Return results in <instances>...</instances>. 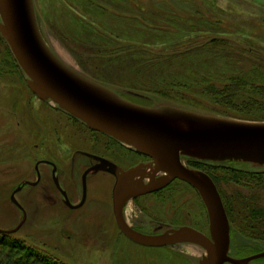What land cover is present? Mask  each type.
I'll use <instances>...</instances> for the list:
<instances>
[{"label": "rangeland", "instance_id": "obj_1", "mask_svg": "<svg viewBox=\"0 0 264 264\" xmlns=\"http://www.w3.org/2000/svg\"><path fill=\"white\" fill-rule=\"evenodd\" d=\"M35 4L45 39L68 65L126 96L133 91L131 88L114 85L134 84L164 90L174 98L134 91L139 92L134 95L141 96L135 100L139 103H172L211 113L235 114L231 112L233 109L204 94L209 81L221 87L232 78L244 76L264 84V0H35ZM11 52L0 32V228L3 229H12L20 223L23 212L11 196L24 181L37 179L38 159L48 156L59 160L60 180L64 187L67 184L75 201L82 195L85 160L79 159L82 161L79 164L77 161L71 179V149L64 143L65 136L59 135L80 131L81 126L57 104L40 99L30 89L27 75L14 62ZM160 58L167 60L144 66ZM127 63L135 76L126 79L123 75L131 76ZM88 69L98 72L94 74ZM259 99L264 101V95ZM245 100L240 96L239 106ZM92 132L75 134L82 139L81 145H72L73 148L87 146L98 150L100 147L95 144L103 145L106 138L91 136ZM235 166L264 169L246 162H237ZM40 170L41 182L27 185L16 194L27 211V219L12 233L14 237L68 264H199L205 253L199 245L143 246L120 232L113 211L114 178L102 173L91 175L87 201L75 209L63 203L51 167L42 164ZM220 186V190L234 198L238 192L246 196L251 192L234 181L220 180ZM256 194L264 204V190ZM128 213L131 223L142 224L147 230L153 228L147 224L150 215L210 234L205 203L191 184L179 178L160 191L139 196L130 203ZM253 264H264V258Z\"/></svg>", "mask_w": 264, "mask_h": 264}, {"label": "water", "instance_id": "obj_2", "mask_svg": "<svg viewBox=\"0 0 264 264\" xmlns=\"http://www.w3.org/2000/svg\"><path fill=\"white\" fill-rule=\"evenodd\" d=\"M0 16V32L27 75L30 89L40 99L54 102L90 128L108 134L152 159L148 172L142 165L124 169L108 161L92 166L83 176L86 197L90 172L106 169L116 175L113 210L118 226L126 236L148 246L197 244L205 250L199 264H250L254 259L264 258V250L241 258L231 255V223L218 186L209 173L188 166L183 158L264 166V121L172 103H138L63 61L43 35L35 0H0ZM159 173L162 175L156 178ZM147 175L148 182L144 181ZM176 178L190 183L199 192L209 216V235L190 225L161 233H146L126 220L124 207L129 199L164 188ZM55 180L60 186L57 176ZM37 182H24L14 190L11 199L23 210V217L16 227L0 228V232L12 234L24 225L27 211L16 194L25 184ZM72 206L79 207L80 204Z\"/></svg>", "mask_w": 264, "mask_h": 264}, {"label": "trees", "instance_id": "obj_3", "mask_svg": "<svg viewBox=\"0 0 264 264\" xmlns=\"http://www.w3.org/2000/svg\"><path fill=\"white\" fill-rule=\"evenodd\" d=\"M10 55L14 62L19 66L12 52ZM166 60V58H160L157 62H151L144 66L158 65ZM130 61L131 60L128 59V62ZM130 65L131 64L127 63V71L131 76L123 75L126 79L135 76V74L131 72L132 70H130ZM88 71H91L94 74L98 72L94 69H88ZM138 71L142 70L139 69ZM110 73L113 74L111 71ZM138 74L136 76H138ZM203 77L206 78L205 75H203ZM119 86L123 88H131L133 91H129L127 95L133 100L141 98L139 95H134V91L153 92L167 99H174L168 93H165L164 90L143 88L142 86H136L134 84L128 85L117 83L114 85V87L118 88ZM139 92L136 93L138 94ZM203 92L204 94H209V96L214 98L217 102L223 103L228 108L233 109L231 112L235 113H225L224 115L248 120L264 121V101L259 99V96L262 98V94L264 95V84L262 85L258 83L255 78L248 79L244 76L235 77L230 80V83L228 82L221 87H218L216 84L210 83L209 81ZM131 93L133 96H130ZM123 94L125 95L126 93ZM240 96H244L246 99L243 106H239L237 102V99ZM183 103L195 106L190 103ZM187 159L195 167L209 173L218 186L231 223V254L242 256L247 253L261 251L263 249L262 242L264 241V204L260 201L256 192L264 190V169L253 170L249 168H238L235 166L237 162L231 161L209 162L200 161L194 158ZM239 163L244 164V162ZM220 180H227V182L234 181L235 183L241 184L243 187L251 190L250 195L246 196L245 194L238 192V197L234 198L231 194L229 195L220 190L222 189L220 186ZM0 264L68 263L51 257L39 247L28 244L24 239L14 237L12 234L0 232Z\"/></svg>", "mask_w": 264, "mask_h": 264}, {"label": "flooded vegetation", "instance_id": "obj_4", "mask_svg": "<svg viewBox=\"0 0 264 264\" xmlns=\"http://www.w3.org/2000/svg\"><path fill=\"white\" fill-rule=\"evenodd\" d=\"M68 114H70V113H68ZM69 117H71V119L73 121H75L77 124H79L81 126L80 131H71L70 134H68V132L67 133L63 132V134H61L59 136H65L66 139H65L64 143L67 145V149H71L70 164H69V169H70V172H71V177H70L71 179L73 178V173L76 170L77 161L79 159H81V158L85 159L83 162L81 160L78 161V164L80 162H82L84 164L83 172L81 174V186H82V188H81L82 189L81 198L78 201H75L73 199V195L69 192V188H66L67 187V184H65L66 187L63 186L64 184L61 182L60 175H59L60 174V167H59L60 166V163H59V160L58 159H54V158L48 157V156L42 157V158L38 159V161H37V163L35 165V171H36V175H37V179L35 181H38L37 184L40 183L41 180H42V178H43L42 171L40 170V166L42 164H45V165H48L49 167H51L53 182L55 183L57 189L60 191V193L62 195V201H63V203L66 206H68L69 208H75L76 209V208L82 207L86 203L87 198H88V187H89L88 186L89 185V182H88L89 179L88 178L91 175H95L97 173H102V174H104L105 176H107L109 178H111V177L114 178V183H113V187H112V200H113V188H114V185L116 183L117 177H116L115 174H113L112 172H110V171H108L106 169L99 170V171H97L95 173L90 172L88 174V178H87V196L85 197V193H84V179H83V176H84V174H85V172L87 170H89L92 166H94V165H96L98 163H105V162L111 161V162H113V163H115V164L123 167L124 169H129V168L134 167V166H137V165H142L143 170H146L147 172L150 171L149 164L152 162V159L149 156L138 152L136 149H134V148H132V147H130L128 145L123 144L122 142L116 140L115 138H113L112 136H110L108 134H105L103 132H100L99 133V131H96V130L90 128L82 120L74 117L71 114L69 115ZM84 131H93L92 134H91V136H94V137L97 136V135L101 136V138L102 137H105L106 138L105 143H103V145L96 143L95 144V147L96 148H99L100 147L98 150L97 149L95 150V148H93V147H87V146H77V147L73 148V146H75L76 144H78L79 143V140L82 139L81 136H76L75 134H79V132L80 133H83ZM55 132H57V131H54V133ZM87 134H89V133H87ZM59 136L56 135L57 138ZM78 145H81V143H79ZM186 163L190 167L197 168L193 164H191L188 159H186ZM78 166H80V165H78ZM106 167H109V166L106 165ZM160 175H162V173H159L156 176V178L159 177ZM56 176L58 177L60 186H58V184L56 183V180H55V177ZM27 181H30V180H26L24 182H27ZM35 181H31V182H35ZM144 181H146V182L150 181V178H149L148 175L144 177ZM37 184H35V185H37ZM74 184L77 185L76 183H74ZM27 185H34V184H28L27 183V184H25L22 187V189L24 187H26ZM162 189H164V188L159 189V191L162 190ZM64 191L68 195V199L72 203V205H78V204H80V206L79 207H73L70 203H68L67 202L68 200H67V197L65 196ZM151 193H153V192H151ZM147 194H150V193H147ZM142 195H146V194H142ZM142 195H140V196H142ZM137 198H139V196L138 197H135V198H132V199H129L126 202L125 207H124V216H125L126 220L128 221V223L131 226H133L135 229L140 230V231H143V232H146V233H153L154 234V233L164 232V231H166V230H168L170 228H176V227L182 226L181 224H176V223H173V222H170V221H167V220H163V219H160V218H157V217H153V216H150V215H148L149 216V220H147L148 226H152L153 227L150 230L149 229L147 230L145 228V226L142 225V224L141 225H136L134 223H131L129 221L130 220V217H129V213H128V207H129L130 203L132 201H135ZM113 203H114V201H113ZM140 211L145 213L144 210H140ZM136 216H137V214H136ZM195 228H197V227H195ZM199 230H201V229H199ZM120 232L122 234H124L121 231V229H120ZM134 242L135 243H138L136 241H134ZM138 244L139 245H143V246H148V245H144V244H140V243H138ZM151 247H154V246H151ZM258 252H260V251H258ZM258 252L247 253V254L242 255V256L235 255V254H231V255L234 256V257H237V258H241V257H246V256L253 255V254L258 253ZM230 253H231V249H230ZM258 259H261V258H257V259L252 260L250 262V264H253Z\"/></svg>", "mask_w": 264, "mask_h": 264}]
</instances>
